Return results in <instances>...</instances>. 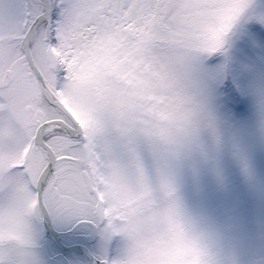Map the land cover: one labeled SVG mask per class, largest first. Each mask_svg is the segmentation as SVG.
<instances>
[{"label":"snow or ice","instance_id":"1","mask_svg":"<svg viewBox=\"0 0 264 264\" xmlns=\"http://www.w3.org/2000/svg\"><path fill=\"white\" fill-rule=\"evenodd\" d=\"M244 21L264 29V0H0V264H37V213L121 238L99 264H213L170 169L207 159L218 60ZM250 76L264 123V72Z\"/></svg>","mask_w":264,"mask_h":264},{"label":"rangeland","instance_id":"2","mask_svg":"<svg viewBox=\"0 0 264 264\" xmlns=\"http://www.w3.org/2000/svg\"><path fill=\"white\" fill-rule=\"evenodd\" d=\"M230 16V9L223 7L208 24L227 23ZM256 29L261 26L250 21L237 24L227 57L218 60L223 70L209 97L215 134H205L201 141L207 159L198 156L170 169L180 211L213 264H264V123L240 83L264 72V29ZM229 85L238 99L225 91ZM140 154L146 175L154 180V159L146 149ZM49 218L61 243L88 245L96 264L123 255L125 243L119 237L105 239L98 228L96 241L88 244L87 237L95 233L91 224L37 213L29 218V251L37 264H91L83 251L64 257L58 253Z\"/></svg>","mask_w":264,"mask_h":264},{"label":"water","instance_id":"3","mask_svg":"<svg viewBox=\"0 0 264 264\" xmlns=\"http://www.w3.org/2000/svg\"><path fill=\"white\" fill-rule=\"evenodd\" d=\"M91 224V223H88ZM94 228L95 233L93 235H89L87 237L88 239V243H93L96 241L97 237H98V227H96L95 225L91 224ZM48 226H49V231H50V238L51 240L64 252V253H78V249H82L84 252V256L88 257L91 264H96L95 262V258L94 255L91 253V251L89 250L88 246L85 244H75V245H64L63 243H61V241L56 237L55 235V230L52 226V221L49 218V222H48Z\"/></svg>","mask_w":264,"mask_h":264},{"label":"trees","instance_id":"4","mask_svg":"<svg viewBox=\"0 0 264 264\" xmlns=\"http://www.w3.org/2000/svg\"><path fill=\"white\" fill-rule=\"evenodd\" d=\"M55 245H56V244H55ZM56 248L58 249V253H59L60 255H62L63 257H64V256H68V255L70 256V254L63 253V252L59 249V247H58L57 245H56ZM62 256H61V257H62Z\"/></svg>","mask_w":264,"mask_h":264},{"label":"bare ground","instance_id":"5","mask_svg":"<svg viewBox=\"0 0 264 264\" xmlns=\"http://www.w3.org/2000/svg\"><path fill=\"white\" fill-rule=\"evenodd\" d=\"M78 251H83L82 249H78Z\"/></svg>","mask_w":264,"mask_h":264}]
</instances>
